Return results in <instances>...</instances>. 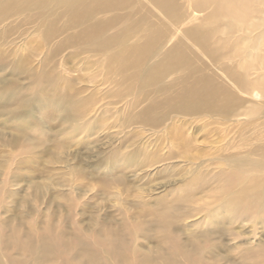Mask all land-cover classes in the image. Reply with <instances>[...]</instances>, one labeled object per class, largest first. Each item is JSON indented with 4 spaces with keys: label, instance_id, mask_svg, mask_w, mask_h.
Returning <instances> with one entry per match:
<instances>
[{
    "label": "bare ground",
    "instance_id": "1",
    "mask_svg": "<svg viewBox=\"0 0 264 264\" xmlns=\"http://www.w3.org/2000/svg\"><path fill=\"white\" fill-rule=\"evenodd\" d=\"M233 33L243 35L231 42L228 38ZM215 34L220 36V45L235 43L240 49L243 42L242 48L247 46L243 74L249 69H261L262 74L246 82L219 64L221 71L235 83L237 78L240 90H264V55L259 56L264 54V0H0V112L8 115L6 124L10 122L17 131L11 140L0 134V142L29 151L34 146L35 150L34 139L28 136L49 135L38 121L31 122L36 106L50 119H58L54 125L59 127L50 129L56 139L70 129L104 128L114 118L103 121L101 114L108 113L109 105L122 102L125 108L120 107L122 111L116 110L114 116L123 114L119 118L134 127L121 135L122 145L132 149L123 154L111 148L98 163L109 165L108 173L100 175L107 188L114 184L129 188L124 181L128 171H146L163 160L156 151L161 145L152 144L153 135H167L172 141L180 138V144L187 146L193 140L186 133L187 119L203 114L225 118L235 113L241 102L237 91L203 72L202 60L195 62L197 56L186 43L212 60L220 55L208 45ZM84 52L97 55L106 79L116 86L102 113L93 114L98 95L91 94L98 90L87 95L85 85L77 86L78 78L66 73L74 68L89 70L74 63ZM176 116L182 120H175ZM17 118L21 119L18 123ZM145 130L150 132L144 135ZM60 145L57 138L54 147ZM258 150L263 153L227 157L228 169L218 173L224 199L198 221L182 223L183 216L195 211L192 203L200 184L178 190L175 206L151 195L144 200L147 193L139 191L133 205L140 206L137 211L120 209V222L108 215L98 223L97 234L83 232L77 222L76 233H63L62 225L56 228L46 218L38 224L30 216L28 223L15 216L8 226L0 216V264H227L231 258L237 264H264V240L254 241L263 232L256 236L254 229L264 220V143L253 152ZM42 151L48 154L47 161H57L54 148ZM81 204L69 196L62 206L66 215L61 224L75 227L74 206L81 208ZM188 206H192L189 211ZM217 211H223L224 217L216 223L221 237L214 242L209 217H216ZM133 214L136 220L131 221ZM242 222H249L251 230L243 229ZM193 227L197 233H192Z\"/></svg>",
    "mask_w": 264,
    "mask_h": 264
},
{
    "label": "rangeland",
    "instance_id": "2",
    "mask_svg": "<svg viewBox=\"0 0 264 264\" xmlns=\"http://www.w3.org/2000/svg\"><path fill=\"white\" fill-rule=\"evenodd\" d=\"M236 35L240 37L243 34H229L228 40L235 41ZM219 37L215 34L214 41L208 44L210 47H215L220 54H218L219 56L214 55L212 60H208L197 49L191 47L188 40H186V43L197 56L194 59L195 62L200 63L202 60L199 66L202 67L203 72L212 74L217 79L216 81H223L230 90L237 91L241 102L235 113L231 112L233 115L230 114L225 118L203 114L187 119L186 121L190 124L186 133L193 136V140L187 146L184 142L182 145L180 144V138L175 137L178 140L172 141L167 135L164 138L153 135L152 144L161 145L156 151L163 157V160L157 163L158 166L150 167L146 171H136L134 174L128 171L124 175L125 185L129 186L127 189H124L125 187L122 184H114L110 189L107 188L106 182H101L103 178L100 180V175L104 176L108 173L109 165H100L98 162L101 157L109 155L111 148L123 154L131 150L132 147L125 148L122 145L121 135L131 128L134 129V127L127 126L126 119L119 118L124 116L123 114L118 117L114 116L116 110L122 111L120 107L125 108L122 102L109 105L108 111L107 109H101L103 105L108 104V100L112 99V93L115 92L116 86L106 79L105 68L100 66L101 61L96 54L80 53L77 60L73 62L79 68L89 67V70L74 68V70H66V73L70 77L78 78L77 86L85 85L87 95L93 89L98 90L91 94L92 96L98 95V103L95 104L93 114L102 113L100 110H106L108 113L101 114L102 117L100 118L103 121L107 118H114L113 122H107L108 125L104 124V128L96 127L89 131L75 128L61 135L58 134L57 138L61 145L55 148L57 138L55 139L50 134V129L59 127L54 125L58 119H50L46 111L41 110L39 112V109L42 108L36 106L37 110L35 114L33 113L31 122L38 121L37 125L49 132V135L44 138H41L38 134L28 136V138L34 139L37 148L34 150V146H31L32 150L29 151L25 147L20 148L0 142V195L3 197L0 203V216L3 217L7 225L9 226L15 216H18V219L23 220L24 223H28L26 217L30 216L35 221L38 219V224H42L43 218H46L56 228L62 225L63 230L61 232L63 233L67 231L76 233L77 224H79L78 228L83 232L97 234V232L99 233L98 223L107 219L108 215L112 214L113 219L120 222L122 220L120 216L122 210L120 209L127 208L131 212L133 209L137 211L140 206H133L136 205L135 201L138 200L135 197L137 192L147 193V197L142 198L144 200H147L151 195L162 198L163 201L175 206L178 203L177 191L190 190L191 187L197 184L202 185L203 188L199 187L194 195L192 204L196 207L195 211L189 217L183 216L182 223L193 222L192 220L198 221L200 218L205 219L207 211L214 212L215 204L219 206L220 200L224 199L223 193L219 192L221 188L218 187L220 179L218 173L220 170L228 169L225 162L228 159L227 157L236 154H251V156H254L253 154L263 153V150L253 152V149L264 143L258 141V138L264 139V90H240L237 87V78L235 83L221 71L226 68L233 75L239 78L242 77L246 82H251L259 78L258 75L262 74L261 69L256 71H249V69L243 74L242 67L247 60L244 52H247V46L242 48V42L239 45L240 50L235 48V43L229 45L222 43L220 45L217 39ZM66 52L68 53V49L62 52L63 55ZM260 54V57L264 55L263 53ZM257 61H259L258 57L255 62L254 58L252 59L254 64ZM34 63L38 64L36 60ZM219 64H221L222 69ZM102 78L105 81L104 84ZM260 85L261 83L257 87L258 89ZM39 103V106L43 105L42 102ZM112 113L113 116L110 117ZM7 116L5 113L0 112V134L2 138L4 137V140H11L15 137L17 131L14 130L10 122L6 124ZM175 120H182V118L176 116ZM14 121L18 123L21 119L17 118ZM53 126L55 127L53 128ZM160 128L158 127L159 130ZM149 132L150 130H145L143 134L146 135ZM168 132L172 134L175 131ZM110 134H113L112 137ZM152 144L150 146H153ZM105 145L107 146L105 147ZM115 145L117 146L115 147ZM43 147L49 151L54 148L57 161H47L48 154L42 151ZM170 149L172 151L169 154ZM171 154L175 155L172 157ZM81 169L82 174L80 175ZM121 169L119 167L115 173L118 174ZM36 189H39V191L37 192ZM69 196L72 199H79L82 203L81 208L78 205L74 206L76 226H71V228L61 224L66 215V209L63 207ZM123 198H126L125 201H122ZM153 204V202L148 203V205ZM118 208L119 210H117ZM191 208L192 206H188L187 211ZM13 212L15 213L12 214ZM221 212L223 211H217L215 213L216 217L208 216L213 223L209 233L211 231L210 239L214 242L218 237H221L219 233H216L220 229V226L216 223L218 219L224 217ZM77 213H80L81 216H78ZM134 215L129 220H136ZM225 217L227 218V215ZM65 223H68V221L65 220ZM258 223L260 225L254 229L256 236L260 231L263 232H260V237L254 240L255 243L264 240V220L258 221ZM203 224V227L206 226V221ZM242 224L243 229L251 230L249 222H242ZM195 227L191 228L192 233H197L194 231ZM141 242L144 243L143 240ZM147 245L150 246L151 244ZM141 246L144 247L142 244ZM214 246L217 247L216 244ZM218 252L228 255L227 251L223 249H218ZM227 262V264H237L234 258L228 259Z\"/></svg>",
    "mask_w": 264,
    "mask_h": 264
}]
</instances>
